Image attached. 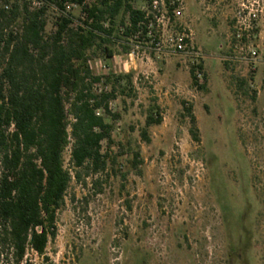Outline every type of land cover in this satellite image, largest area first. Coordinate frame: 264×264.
<instances>
[{
    "label": "rangeland",
    "instance_id": "rangeland-1",
    "mask_svg": "<svg viewBox=\"0 0 264 264\" xmlns=\"http://www.w3.org/2000/svg\"><path fill=\"white\" fill-rule=\"evenodd\" d=\"M66 1L61 11L48 0L45 37L61 17L70 28L85 20L82 4ZM166 2L163 26L152 23L162 50L145 35L123 36L129 21L120 12L110 43L87 52L101 78L94 93H109L105 77H120L103 116L111 126L102 142L106 169L77 180L69 138L63 162L72 178L55 238L44 256L28 249L20 264H264V0ZM130 5L145 10L147 0ZM23 19L20 9L3 24L6 35L19 37ZM179 36L184 52L172 50ZM152 105L162 121L144 142L139 133ZM0 264L14 263L9 256Z\"/></svg>",
    "mask_w": 264,
    "mask_h": 264
},
{
    "label": "trees",
    "instance_id": "trees-1",
    "mask_svg": "<svg viewBox=\"0 0 264 264\" xmlns=\"http://www.w3.org/2000/svg\"><path fill=\"white\" fill-rule=\"evenodd\" d=\"M64 1L55 0L61 11ZM70 1L81 5L84 0ZM133 1L97 0L85 5L86 18L80 26L70 28L71 20L61 17L48 37L44 10L29 12L21 7V35L0 32V259L10 256L14 264H20L28 249L42 257L55 238L57 213L72 178L63 162L69 138L77 180L81 174L105 171L102 142L109 141L111 126L103 116L109 113L107 104L115 98L120 77H105L111 91L94 93L92 87L101 78L89 69L87 52L95 44L110 43L113 20L120 12L128 14L129 21L123 36L145 35L144 13L132 9ZM19 12L18 6L8 16L0 12V30ZM106 21L107 29L103 27ZM104 50L111 56V51ZM190 75L198 87L194 67ZM187 113L193 124L189 134L198 142L190 108ZM161 121L158 108L149 107L139 133L144 142H149L148 129Z\"/></svg>",
    "mask_w": 264,
    "mask_h": 264
},
{
    "label": "built area",
    "instance_id": "built-area-1",
    "mask_svg": "<svg viewBox=\"0 0 264 264\" xmlns=\"http://www.w3.org/2000/svg\"><path fill=\"white\" fill-rule=\"evenodd\" d=\"M177 2L178 0H176V4L175 2L173 4L177 5L178 7ZM67 4L68 2L65 0L63 6H66ZM83 4L84 3H82V6H85ZM47 5L48 0H0V12H4V14L8 16L10 14V11L15 6H18L20 9H22L21 7H25L29 12H38L42 10L45 11ZM167 7L170 8L171 3H167L166 0H147V5L145 7L146 9L141 10L144 13V20L141 24L144 25L145 28V37L148 39V43L150 44V46H152L156 51L162 50L163 46L159 38H157L156 35L152 33V23H157V26H159V24L161 23L163 26V20L164 18H166L167 14ZM57 9H59V7H57ZM173 13L174 10H172V14ZM83 14L86 15L85 13ZM0 32L6 35V28L1 29ZM137 34L140 33L137 32ZM170 41L173 42L171 45L172 50H174L175 52H184L186 48V41L182 36L176 37L173 40L171 39Z\"/></svg>",
    "mask_w": 264,
    "mask_h": 264
}]
</instances>
